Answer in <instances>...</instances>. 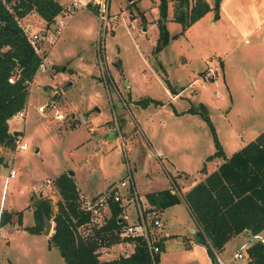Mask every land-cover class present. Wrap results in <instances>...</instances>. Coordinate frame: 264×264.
Listing matches in <instances>:
<instances>
[{"label":"rangeland","instance_id":"obj_1","mask_svg":"<svg viewBox=\"0 0 264 264\" xmlns=\"http://www.w3.org/2000/svg\"><path fill=\"white\" fill-rule=\"evenodd\" d=\"M207 1L213 8L186 34L171 37L155 55L160 0H111L102 63L96 47L100 35L96 10L81 7L66 15L67 23L55 39L41 45L40 52H46L45 67L29 83L25 116L17 119L13 115L8 120L28 147L6 150L13 158L8 155L9 164H0L4 210L14 206L24 215V223L32 224L33 203L40 195L46 196L55 210L60 198L55 179L70 171L86 198L109 191L126 177L129 168L141 193L171 187L169 174L183 192L202 178L203 166L212 169L216 161H223L219 156L207 159L215 149L213 138L203 118L185 112L191 104L205 103L227 155L264 129V0ZM171 5L168 0L165 25L175 34L182 26L172 19ZM34 21L37 18L31 16L20 23L24 28L31 26L32 32L41 30L44 23ZM167 77L181 90L174 97ZM147 96L164 104L141 107L135 101ZM47 103L54 106L38 109ZM58 109L62 116L56 118ZM12 163L16 175L5 182ZM182 169L189 175H179ZM47 178L52 182L41 190ZM160 219L162 225L153 228V235L167 237L158 264H197L204 258L198 246L194 250L200 259L193 261V247L186 243L195 220L183 201L163 209ZM16 221L13 214L11 226L0 230V264L64 261L55 246L48 247L53 227L50 235L30 233L13 230ZM120 237L105 248V257L134 250L133 242ZM227 264H246V259Z\"/></svg>","mask_w":264,"mask_h":264},{"label":"trees","instance_id":"obj_2","mask_svg":"<svg viewBox=\"0 0 264 264\" xmlns=\"http://www.w3.org/2000/svg\"><path fill=\"white\" fill-rule=\"evenodd\" d=\"M133 2V1H132ZM168 0H160V16L157 20L158 36L153 53L155 55L166 46L171 37L184 34L189 25L211 10L207 0H172L173 20L182 26L178 33L171 34L165 25ZM215 18L219 17V6L214 5ZM91 9V8H90ZM63 11L59 0H0V146L15 148L17 135L10 131L8 120L26 106L29 83L38 72L46 52L37 51L20 20L32 12L38 13L48 27L55 16ZM145 20L144 13L141 14ZM223 66V63H222ZM12 78V81H9ZM172 93L175 88L165 78ZM141 107L150 103L164 104L152 96L135 100ZM173 110L178 113L175 106ZM197 114L210 128L214 142V151L207 159L219 156L223 161L207 175L181 192L171 174L170 185L145 192L151 205L160 210L173 204L185 202L198 226L197 234L203 238L212 264H219L217 253L225 248L226 242L233 236L248 229L250 239L245 249L246 264H264V244L253 235L264 230V129L244 146L231 155L224 152L217 136L215 125L203 102L191 104L185 112ZM0 153V164H4ZM203 166L202 168H204ZM188 176L184 170L178 172ZM173 184L176 191L172 192ZM59 200L56 209L49 197L42 196L33 203L34 222L24 225L30 233H41L45 219L53 220V231L49 236V247L55 246L67 264H153L146 241L141 236L123 237L133 242V251L119 254L116 258L101 259L100 248L117 243L121 239L119 229L125 221L121 220L122 205L109 200V213L103 224L98 227L90 224L91 213L80 207L79 190L74 177L66 172L55 179ZM13 214L21 224V211L2 210L0 224L3 226L12 220ZM156 243L163 250V238H156ZM160 254L155 256L156 264Z\"/></svg>","mask_w":264,"mask_h":264},{"label":"built area","instance_id":"obj_3","mask_svg":"<svg viewBox=\"0 0 264 264\" xmlns=\"http://www.w3.org/2000/svg\"><path fill=\"white\" fill-rule=\"evenodd\" d=\"M110 1L111 0H67L63 3V11L55 16L54 22L48 27L44 26L41 30L32 32L28 27H25L24 30L29 35V39L33 47L37 51H41V45L48 42H51L55 39L56 34L59 33L61 28L66 25V15L69 13H74V11L81 7H93L96 10V17L99 21L100 35L97 39L96 47L98 49V54L100 62L102 63L105 59L104 52V35L106 34L108 28V22L112 15L110 12ZM51 26V27H50ZM43 63V62H42ZM40 64L39 68L42 65ZM45 66H43L44 68ZM9 81H12V78H9ZM48 105L54 106L53 103H47L39 106V110L45 111ZM17 119H21L25 116L24 108H21L16 114H14ZM62 116V112L58 109L54 111V117L58 118ZM16 150H22L28 147L26 141H20L17 138L15 139ZM16 175L15 169H10L8 176H5V182H7L11 177ZM51 178H47L46 181L41 182L40 188L46 187L51 184ZM127 188L126 192H121L120 189ZM176 187L172 186L171 191H176ZM79 195L80 207L84 210H88L91 215L90 224L99 226L103 224L106 220V217L109 216V200L112 199L115 202L118 201L122 205V213L120 214L121 220L125 221L124 226L119 229V234L122 237H133L141 236L146 241V246L148 247L153 264H156L155 256L161 252V248L156 243V238L153 235V228L159 227L162 225L160 219V211L154 205H151L144 193H141L137 190L134 185V180L130 172L127 171L126 177L115 183L109 191L105 193H99L97 196H92L90 198L84 197L82 194ZM128 205V206H127ZM130 206L133 208L132 212L129 211ZM133 215L134 218L131 216ZM1 218V216H0ZM3 229V226L0 224V230ZM254 239H259L264 244V238L261 234H255L252 236ZM248 241L241 244L240 249L235 253L236 258H245V249L247 247ZM219 261V260H218ZM219 264H223L219 261Z\"/></svg>","mask_w":264,"mask_h":264},{"label":"crops","instance_id":"obj_4","mask_svg":"<svg viewBox=\"0 0 264 264\" xmlns=\"http://www.w3.org/2000/svg\"><path fill=\"white\" fill-rule=\"evenodd\" d=\"M60 1V0H59ZM170 4H172V0H170ZM91 7H89V9H90ZM171 8H172V5H171ZM91 9H93L94 10V8L92 7ZM90 9V10H91ZM95 11V10H94ZM94 13V12H93ZM95 14V13H94ZM31 16H33V17H35V18H37V21H34V23L35 24H42V23H45L44 22V19L38 14V13H36V12H32V13H30V14H28L27 16H25V17H23L22 18V20L24 19V20H27V19H29V17H31ZM172 17H173V8H172ZM39 18V19H38ZM173 19V18H172ZM36 20V19H35ZM200 19H198L197 21H195V22H193L191 25H189V27H188V29L186 30V33H187V31H190V29L192 28V26H193V24L194 23H196V22H198ZM44 26H45V24H43ZM43 26V27H44ZM28 28H30L31 29V26H27ZM42 27V28H43ZM185 33V34H186ZM224 66V65H223ZM203 70V69H202ZM200 71V70H199ZM198 72V71H197ZM167 79H169V77H167ZM196 79V78H195ZM224 80V79H223ZM170 81V80H169ZM225 82H226V80H225ZM173 86V85H172ZM226 86H227V89L226 90H228L227 92H229V94L231 95V93H230V88H229V85L228 84H226ZM174 87V86H173ZM181 92V90L180 89H178V91L175 89V93H172V95H173V97L176 95V94H178V93H180ZM155 98V97H154ZM172 102V101H171ZM9 127H10V125H9ZM10 131L11 132H16V131H14V130H12L11 128H10ZM18 134H19V131H17V134H15V135H17L18 136ZM6 150H11L10 148H8V147H6V146H0V153L2 154V156H3V158H4V163L5 164H9V160H8V158H9V156H11L12 158H13V154H6ZM225 152V151H224ZM148 154H152L151 152H149ZM9 155V156H8ZM164 154L163 153H161L160 154V156H163ZM12 160V159H11ZM222 161H216V163H215V166H214V168H212V169H209V168H207L206 169V166H205V169H204V171H203V173L202 174H200L199 175V177L200 176H202V178H200V180L201 179H203L206 175H207V172H210V171H212L213 169H215L216 167H217V165L218 164H220ZM15 167H14V165H13V163H12V167L10 168V169H14ZM10 169H9V171H10ZM182 170H184V171H186V172H188L187 170H185V169H182ZM188 173H190V172H188ZM15 177V176H14ZM11 178H13V177H11ZM10 178V179H11ZM195 182V181H194ZM192 184H194V183H192ZM167 187V186H166ZM189 187H190V185H189ZM189 187H187L186 188V190L189 188ZM165 188V187H164ZM185 190V189H184ZM145 192H149V191H145ZM144 192V193H145ZM146 194V193H145ZM181 203V202H180ZM184 204H185V202H184ZM174 205H176V204H173V205H171V206H174ZM170 206V207H171ZM185 206H186V204H185ZM187 207V206H186ZM3 208H5V207H2V203L0 202V209H1V211L3 210ZM168 208V207H167ZM16 210V211H21L20 209H16V207H14V206H10V207H8V210ZM166 209V208H165ZM129 211H131L130 210V208H129ZM159 211H161L162 212V210H160L159 209ZM22 213V212H21ZM22 215V219H21V224L22 225H20L19 223H18V221H16L15 222V224H16V226H14V228H12L13 230H17V229H23V227H24V225H31V224H25L24 223V219H23V217H24V215L23 214H21ZM132 218H134L133 217V215L131 216ZM23 222V223H22ZM33 224V223H32ZM9 226H11V224L8 222V223H6L5 225H3V228H5V227H9ZM198 228V226H197V224H196V221H195V227L192 229V231H191V234H190V236H188L189 237V239L187 240V244H188V246H190V247H193L192 249H193V252H192V259H193V261H195L196 259H200L197 255H196V252H195V250L194 249H196V248H199L200 247V249H202L203 250V253H204V258H202L197 264H212V261H211V258H210V256L208 255V252H207V248L205 247V245L202 243V242H199L198 240H197V238H195V236H194V234H197V229ZM24 230V229H23ZM261 236L264 238V230L263 231H261ZM251 234H250V231L248 230V229H246L245 231H243V232H241V233H239V234H237V235H235V236H233V237H231L227 242H226V244L224 245L225 246V248H224V250L223 251H221V252H219V253H217V259L219 260V261H221L223 264H227L229 261H231L232 259H236V257H235V253L240 249V247H241V244H243V243H246L247 241H249V239H250V236ZM171 236V235H170ZM161 237L163 238V248H164V245H165V241H164V239H165V237H167V234H161ZM130 243V242H129ZM134 245V244H133ZM199 246V247H198ZM48 247H49V244H48ZM52 247H54V246H51V247H49V248H52ZM103 247V246H102ZM101 247V248H102ZM108 248V246H104V249H101L100 248V250H102V251H104L103 253H101L100 254V258L101 259H111V258H109V257H105L107 254H108V251H105V248ZM165 251V248L163 249V250H161V252L159 253L160 255L163 253ZM159 255V256H160ZM64 260V259H63ZM11 263L12 264H14L12 261H11ZM61 264H67L65 261H63Z\"/></svg>","mask_w":264,"mask_h":264},{"label":"water","instance_id":"obj_5","mask_svg":"<svg viewBox=\"0 0 264 264\" xmlns=\"http://www.w3.org/2000/svg\"><path fill=\"white\" fill-rule=\"evenodd\" d=\"M218 1H220V0H218ZM13 134H14V135L17 134V131L14 132ZM110 137L113 138V137H114L113 134H110ZM72 174H73V172L70 171V172H69V175H72ZM53 225H54V224H53V221H52V220L45 219V226H44V229L42 230V232H43L44 234L50 235V234H51V233H50V230H51V228L53 227ZM194 236H195V238H197V240H198L199 242H203V238H202L200 235H198V234H194Z\"/></svg>","mask_w":264,"mask_h":264}]
</instances>
